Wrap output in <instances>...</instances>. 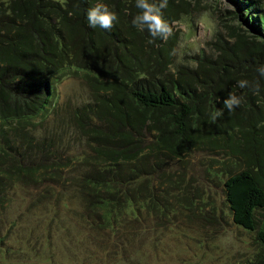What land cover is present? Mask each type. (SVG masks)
<instances>
[{"label": "trees", "instance_id": "trees-1", "mask_svg": "<svg viewBox=\"0 0 264 264\" xmlns=\"http://www.w3.org/2000/svg\"><path fill=\"white\" fill-rule=\"evenodd\" d=\"M230 2L238 30L212 42L210 53L179 62L175 24L196 11L192 0H167L172 34L152 43L131 24L135 0H0V213L13 184L52 180L70 182L99 228L117 234L129 210L137 223L149 209L162 224L171 208L191 211L201 201L173 171L178 162L196 152L222 153L231 163L225 187L233 221L264 247V77L256 70L264 64V0ZM97 3L118 15L110 30L88 25L87 10ZM67 75L91 92L75 116L89 152L75 171L61 163L68 174L59 177L57 167L29 159L34 126ZM240 79L250 87L235 88ZM231 91L244 96L242 105L211 121Z\"/></svg>", "mask_w": 264, "mask_h": 264}, {"label": "rangeland", "instance_id": "rangeland-1", "mask_svg": "<svg viewBox=\"0 0 264 264\" xmlns=\"http://www.w3.org/2000/svg\"><path fill=\"white\" fill-rule=\"evenodd\" d=\"M192 2L196 11L175 24L179 62L203 49L210 53L212 42L228 40L238 30L230 0ZM90 100V89L78 76L60 77L46 118L32 131L29 163L57 167L58 174L50 172L53 177L54 172L67 176L61 163L72 164L69 170L75 171L89 152L88 137L75 116ZM224 157L196 152L174 167L187 179L186 188L201 198L197 209L176 213L171 208V220L162 224L153 221L149 209L137 223L129 210L117 234L112 227L94 225L70 182L19 181L10 187L0 213V264H261L264 247L256 233L233 221L225 187L231 163ZM49 185L56 190L52 194L46 191Z\"/></svg>", "mask_w": 264, "mask_h": 264}, {"label": "clouds", "instance_id": "clouds-1", "mask_svg": "<svg viewBox=\"0 0 264 264\" xmlns=\"http://www.w3.org/2000/svg\"><path fill=\"white\" fill-rule=\"evenodd\" d=\"M135 7L139 10L132 18L131 24L139 31H147L152 43L156 38L167 39L172 34L170 22L165 19L163 10L167 7V0H135ZM118 20V15L110 7L103 3H97L87 10V22L90 28H102L110 30L114 22ZM175 23V22H173ZM259 76L264 77V64L257 67ZM235 88L246 89L250 87V82L240 79L234 85ZM244 101L243 95H238L235 91L227 93L223 103V109H217L210 113L211 121L215 122L221 117L226 109L229 113L240 107Z\"/></svg>", "mask_w": 264, "mask_h": 264}]
</instances>
